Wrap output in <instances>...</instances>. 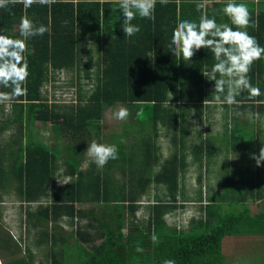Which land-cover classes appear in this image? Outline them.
<instances>
[{"label":"trees","instance_id":"trees-1","mask_svg":"<svg viewBox=\"0 0 264 264\" xmlns=\"http://www.w3.org/2000/svg\"><path fill=\"white\" fill-rule=\"evenodd\" d=\"M204 1L170 0L161 5L157 0L154 21L137 16L132 23L140 26V32L132 37L123 34L122 14L114 10L118 5L112 0H55L27 9L17 2L0 9V29L5 35L19 37L24 15L50 26V32L27 41L26 94L7 100L8 112L7 101H2L0 109V135L13 124L18 133L11 138L8 158L0 155V192L3 196L5 188L10 193L8 183L25 205V234L33 235L34 244L43 247L45 262L41 264H69L68 260L71 264H163L165 259L176 264H248L258 260L264 215L252 214L250 205L262 202L260 209H264V162L257 167L244 152L243 164L254 168L249 171L250 180H240L232 165L225 171L223 193L209 195L204 202L198 190L200 216L190 217L185 226L166 220L189 201L183 184L190 166L187 155L195 156L200 171L209 172L212 160L226 147L223 140L227 148L236 146L234 141L246 144L238 129L259 128L253 121L238 124L237 113L264 114L262 59L253 63L257 68L251 67L248 74L261 95L250 97L244 91L235 98L237 103L228 104L223 95L214 100V81L203 75L216 63L210 49H200L191 60L172 54L169 45L177 22L198 20L196 4ZM217 1L211 8L206 6L208 16L217 23L223 19L235 30L222 11L228 0ZM250 12L256 27L247 31L264 47V7ZM61 73L72 76L67 87L75 84L78 89L68 105L55 93L58 81L65 80ZM0 92L11 89L0 87ZM218 100L225 110V127L234 122L233 130L229 135L225 130L223 136L200 135L187 147V137L180 130L184 116L180 112L178 122L177 111L209 108L204 105ZM116 106L127 108L129 116L121 120L122 129L105 137V113ZM33 128H48L51 146L35 136ZM171 132L175 134L170 136ZM161 135L169 137L175 148L168 156L161 152ZM93 140L115 144L118 159L101 168L86 158ZM58 142L67 158L57 154ZM261 145L264 140L255 141L248 150L258 154ZM6 159L8 169L3 166ZM83 161L87 165L81 168ZM201 178L199 174L198 183ZM63 224L70 229L72 243L63 237ZM153 232L159 237L157 244L151 240ZM226 237L245 239V244L239 241L240 251L230 256L224 250ZM8 238L0 224V248L11 264H34L33 248L27 246L24 253L21 237L15 241L17 248ZM18 251L25 256L18 259ZM260 261L264 264V259Z\"/></svg>","mask_w":264,"mask_h":264},{"label":"clouds","instance_id":"clouds-1","mask_svg":"<svg viewBox=\"0 0 264 264\" xmlns=\"http://www.w3.org/2000/svg\"><path fill=\"white\" fill-rule=\"evenodd\" d=\"M22 3L24 8L34 3L50 4L55 0H0V9H8L9 5ZM118 5L122 14L121 28L123 34L132 37L140 32V26L133 24L137 18L154 21L157 0H112ZM170 0H159L161 5H167ZM200 12L198 20L183 19L177 22L171 33L170 49L172 54L191 60L200 49H210L216 61L211 71L203 74L208 80L214 81L213 92L217 99L221 95L228 104L237 103L236 97L247 91L250 97L261 95L259 87L253 86L249 79L252 64L264 59V47L247 31L249 27H256L252 14L244 2L228 0L222 11L235 25L236 29L228 23H217L216 18L209 17L205 2L196 4ZM243 29V30H241ZM19 37L14 38L4 34L0 29V87L11 89L10 93L0 92V101L11 100L14 96L24 95V87L28 77V63L25 57L27 41L36 36H43L50 32V26L36 24L26 15L19 21ZM219 77V78H218ZM129 116L127 108L121 107L115 118L125 120ZM250 119H259V113H250ZM91 161L98 167L105 166L109 160L118 159V148L115 144L98 143L93 140L85 151ZM257 167L264 162V145L259 148L258 154H252ZM86 222V221H85ZM151 240L159 243V237L153 232ZM137 251H142L137 248ZM163 264H176L174 259H165Z\"/></svg>","mask_w":264,"mask_h":264},{"label":"rangeland","instance_id":"rangeland-1","mask_svg":"<svg viewBox=\"0 0 264 264\" xmlns=\"http://www.w3.org/2000/svg\"><path fill=\"white\" fill-rule=\"evenodd\" d=\"M262 2V1H261ZM60 78H65L64 81H58V85L56 86V96H59V98H63L64 102L66 105L70 104L71 102L74 101L75 99V93L77 92V88L75 87V84L73 85V87H67V85L65 83L69 82V79L71 78L68 77L66 75V73H61V75H59ZM74 77V76H73ZM75 80V78H74ZM86 80H82L81 83L86 86ZM87 90L90 89V86L86 88ZM49 100L50 102H53V100L51 99V95L49 96ZM73 100V101H70ZM7 101V100H6ZM1 105H2V101H0V109H1ZM209 107H213V108H222L221 104H213L211 103V105H206ZM218 106V107H217ZM5 111L8 112L9 111V104L8 101L5 104ZM120 106H116L110 108L112 110H109V112L107 111L105 113V118L103 120V134H105V137L107 135H110V133L113 130H116L115 133H117L120 129H122L123 127L121 126L120 122L121 120L116 119L115 118V113L120 109ZM7 114V113H5ZM0 115L2 116V114L0 113ZM222 118H220V122H219V128L223 127V120L221 121ZM127 121V120H126ZM231 127V126H230ZM120 128V129H119ZM202 128L204 129V127L202 126ZM215 127H212L211 131L208 133V136H223L224 134L221 133L224 131V128L222 129V131L220 130H216ZM239 128H241V126H239ZM187 132V130H185ZM237 135H242L246 138L245 141H248V143H246V147L245 148H241V149H229L227 148V144L228 142L223 140V142H226V147H224L221 151V154L216 158L213 159L212 162L215 165H210V167H217V171L215 172H211L209 174V172L205 169H201L200 175L202 176L201 178V182L198 183L196 178L198 176V174L196 172H194V174H189L187 175V177L184 179V187H185V196L186 198H189L187 203H185L183 208H178L174 211V213L172 215H168V217H166V220L169 224L173 223V221L175 223H177L178 221L180 222L179 225L185 226L187 225V220H189V218L191 217H198L201 215V213L199 212V203L198 201V197H197V193L198 190L202 191V201H206L207 196L212 195L214 193L217 192H221L223 193L222 190V185L224 184V177H225V171L228 170L236 161L237 159H235L236 154L240 153H245L246 157L248 159H252V154L250 152V150H248L249 148H251L250 144L254 143L255 141L258 140H264V117H262L261 122L259 124V128L256 130H245L243 129V131H241V129H238ZM33 134L37 137H39L41 140H43V142H45L47 145L51 146V136H50V131L48 128H44V129H37V128H33L32 130ZM133 132V131H132ZM130 132V133H132ZM258 132V133H255ZM204 134V132L202 133ZM13 135H18L17 133V125L13 124L11 126H9L8 128H6V130L1 133L0 135V155L3 154L5 156H9V149H10V143H11V138ZM229 135V133L227 134ZM185 136L188 138V135L185 134ZM158 142H162V148H161V152L163 153V155L165 156V152H167L166 149V144H168L167 140H165L164 136L161 135L160 136V140ZM197 142L194 141V143ZM62 145L61 142H58V144L56 143V149L58 150L57 154H59L60 156H62L63 158H67V154L65 155L62 147L59 148ZM188 147V145H186ZM225 146V145H224ZM257 149V148H256ZM190 150V149H189ZM168 156V154H167ZM88 156H86L87 158ZM61 161V159H60ZM232 161V163H231ZM255 161V160H252ZM242 163V162H241ZM10 164V162L6 159L4 161V169H8V165ZM87 165V162L82 163V165H80L81 168L85 167ZM253 165V164H252ZM61 167L64 169L63 164H61ZM192 169V171H197L198 168L190 167ZM196 173V174H195ZM199 173V172H198ZM5 187L7 188V190H10V193H6V190L4 188V195L2 196V193L0 192V224L2 225V229L3 231L10 237L8 238L10 245L14 246L17 248V244L16 242L19 240V237H21L20 239V249H22L24 251V253L26 252V247L30 245V248H33V252H34V264H41L44 263V258H43V247L42 246H36L34 244V236L30 235L29 237L26 236L25 234V228L23 225V215H24V208L25 205L21 204L19 202V198L16 196L15 194V190L14 189H10L8 183L5 184ZM152 195V193H151ZM260 205H262L261 203H253L250 205L251 207V212L257 213V211L260 209ZM86 208H88L89 206H85ZM144 211L143 209L140 210V212L138 213V216L141 218V216L143 215ZM174 215V218H172ZM22 218V219H21ZM20 221L22 222L20 224ZM65 231L63 232V237H65V239L67 240L68 243H72L73 242V237L69 236L70 233V229L65 225ZM242 239H235L232 237H226L223 241L224 244V250L225 253L230 255L234 253V251H240L241 249V245H238V242L241 241ZM245 239H243L241 241V244L244 243L245 244ZM16 241V242H15ZM99 242V241H98ZM238 246V247H237ZM19 248V247H18ZM238 248V249H237ZM21 250V251H22ZM20 251V252H21ZM19 251L16 252L18 254V259L24 257V253H20ZM243 252V251H242ZM259 252V251H258ZM257 252V253H258ZM262 252V251H261ZM259 254L258 260H253L251 259L250 261H252L251 263L248 264H261L260 259H264V252ZM244 257V255H243ZM68 258H72L71 256ZM260 258V259H259ZM68 263L71 264V260H68ZM244 263V262H243ZM0 264H11V259H9L8 255H5L4 250L0 248Z\"/></svg>","mask_w":264,"mask_h":264},{"label":"crops","instance_id":"crops-1","mask_svg":"<svg viewBox=\"0 0 264 264\" xmlns=\"http://www.w3.org/2000/svg\"><path fill=\"white\" fill-rule=\"evenodd\" d=\"M262 1V2H261ZM207 8H211L213 3H216L218 2L217 0H207V1H204ZM228 2V1H227ZM226 2V3H227ZM241 2H244L247 4L248 8L252 11H255L257 9H259L260 7H264V0H241ZM222 3V2H221ZM225 3V2H223ZM221 13H219V17H220ZM222 23H226V21H224L223 19L221 20ZM262 61L264 62V59H262ZM252 67L253 68H257V65L255 64H252ZM56 78H59L58 76H56ZM262 95L264 96V91L262 92ZM217 97H215L214 100H216ZM264 100V99H263ZM213 103V102H211ZM208 104V105H211ZM213 104H220V101L218 100L217 103H213ZM206 106V105H204ZM218 107V106H217ZM180 112L183 113V119H180V130L182 131V133L185 135H188V138H186V143L188 145V147H191L194 143V141L198 140L199 136L202 135V136H205V135H208V133L212 130L211 128L212 127H215L216 126V130H220L222 131V129L224 128V131L228 130V133H229V130H233V124L234 122H231L230 124L228 123V128L225 127V110L224 108H213V107H209V108H202V109H194V108H188L186 110H179L177 111V115L176 117H178L180 115ZM250 113H253V112H246V111H242L241 113L238 112L237 113V122L238 124H240V122H254V124L257 122L258 124H260L261 122V119L262 117H264V114H260L259 113V119H255L254 117L250 119L249 117V114ZM254 113H257V112H254ZM220 118L221 121L223 120L224 123L223 124V127L219 128V122H220ZM178 119V122H179V117L177 118ZM229 120V119H228ZM202 126L204 127V129L202 128ZM231 126V127H230ZM240 126V125H238ZM237 126V127H238ZM187 130V132L185 131ZM221 132V133H225V132ZM204 132V134H202ZM175 133L174 132H171L170 136L174 135ZM177 134V133H176ZM169 136V134H168ZM178 136V134H177ZM164 138L165 140H167L168 144H166V149H167V153L168 155L171 153V151H173L175 148H173V145L170 141V138L167 137L166 135H164ZM233 143H235L236 146H231L229 145L228 148L231 149H241V148H245L246 147V144H242L243 142H240V143H236V141H234ZM179 142H177V146H178ZM194 155H191V154H188L187 155V162H189V167L185 170V178L187 177V175L189 174H194V172H196L198 175L200 174V170L198 169L197 171H192V169L190 167H195L197 168V165H196V161H195V156L193 157ZM235 159H237L235 162V164L231 163L235 166V170H234V174L240 179V180H250V174H249V171L254 169V168H251V169H248L245 167V165L243 164V159H244V155L242 153L239 154H236V157ZM242 162V163H241ZM215 165V164H213ZM217 171V167H210V170H209V173L211 172H215ZM199 172V173H198ZM195 173V174H196ZM263 175H264V172H263ZM197 179V178H196ZM261 203V202H260ZM261 207V205H260ZM262 208V207H261ZM261 212V213H260ZM257 213H260V214H263L264 215V209H259L257 211ZM253 214V213H252ZM256 214V213H254ZM260 232V240H259V254L260 252L263 253L264 252V235H262V232H264V228L262 230H259Z\"/></svg>","mask_w":264,"mask_h":264}]
</instances>
